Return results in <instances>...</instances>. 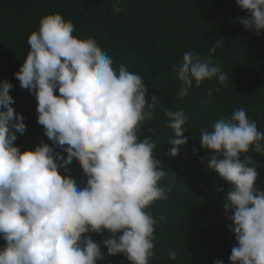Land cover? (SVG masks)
I'll return each mask as SVG.
<instances>
[{
	"label": "clouds",
	"instance_id": "obj_1",
	"mask_svg": "<svg viewBox=\"0 0 264 264\" xmlns=\"http://www.w3.org/2000/svg\"><path fill=\"white\" fill-rule=\"evenodd\" d=\"M235 3L246 13L239 25L264 33V0ZM119 5L114 0L116 13L123 10ZM74 32L72 21L60 13L43 16L14 73L20 88L35 97L37 123L51 146L41 140L21 151L14 144L26 125L12 106V84L0 83V240L5 242L0 264H98L105 255L150 264L158 225L150 209L172 191L170 183H162L169 173L154 155L157 128H147L149 135L141 139L158 100L146 99L141 75L125 64L114 67L96 39H80ZM224 44L216 42L204 59L186 51L172 66L179 99L213 80L228 87V74L212 58ZM219 90L209 87L204 102L210 104ZM163 115L172 132L168 156L174 158L188 141V117L183 109L165 108ZM199 145L209 171L229 186L223 206L231 212L229 230L236 242L229 264H264V190L256 186L258 165L250 155L264 156V132L240 107L230 118L202 127ZM73 164L86 177L83 186L61 174ZM104 233L108 238L92 239ZM177 255L168 250L169 260Z\"/></svg>",
	"mask_w": 264,
	"mask_h": 264
},
{
	"label": "trees",
	"instance_id": "obj_2",
	"mask_svg": "<svg viewBox=\"0 0 264 264\" xmlns=\"http://www.w3.org/2000/svg\"><path fill=\"white\" fill-rule=\"evenodd\" d=\"M113 5L114 0H0V83L12 84V106L26 125L14 144L21 151L32 150L41 140L51 146L37 123L35 97L20 88L14 73L29 51L27 37L38 29L39 20L60 13L74 24V36L96 39L113 58L114 67L125 64L141 75L148 88L146 99L158 100L154 119L142 130L141 139L149 135L147 128H157L159 147L154 155L169 173L162 183H170L172 191L166 201L150 209L158 221L150 264H213L215 259L229 264L236 243L229 230L231 212L226 213L223 206L229 186L207 168V153L199 145L200 129L210 128L220 118H230L235 109L243 107L264 132V33L258 36L239 25L238 19L246 13L235 0H120L123 10L119 13ZM220 40L225 44L212 58L228 74V87L213 80L179 99L180 84L172 66L186 51L207 58ZM209 87L220 89L213 93L210 104L204 102ZM165 108L183 109L188 117L184 133L188 141L174 158L168 156L166 140L172 132L165 126ZM250 155L258 165L256 186L264 190V156ZM61 174L69 175L80 186L86 183L78 165L73 164L67 173L61 170ZM106 238L107 233L92 234L98 242ZM4 243L0 240V247ZM169 249L177 251L175 261L168 259ZM98 264L127 261L120 255H105Z\"/></svg>",
	"mask_w": 264,
	"mask_h": 264
}]
</instances>
